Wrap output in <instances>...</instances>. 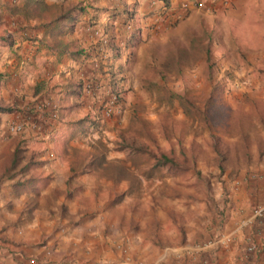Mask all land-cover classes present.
Returning <instances> with one entry per match:
<instances>
[{
    "label": "crops",
    "instance_id": "1",
    "mask_svg": "<svg viewBox=\"0 0 264 264\" xmlns=\"http://www.w3.org/2000/svg\"><path fill=\"white\" fill-rule=\"evenodd\" d=\"M68 1H78L85 9L69 18L51 21L45 18L41 9L43 2L55 5ZM194 1L0 0V35L10 38L0 37V94L4 101L12 100L19 107L50 101L57 116L69 113L73 120L81 118L83 113L95 115L101 109L98 99L84 89L78 100L71 91L72 84L76 80L86 83L97 79L102 85L96 92L98 98H103L107 84L119 91L122 98L126 89L123 81L140 55L143 43L154 45L157 42L156 31H153L154 40L147 38L152 30H157L163 22L173 24L190 11L209 10L226 3L224 0H202L203 7L198 8ZM27 2L36 5L33 14L21 16L11 12L13 5L24 7ZM128 23L132 25L129 29ZM130 59L133 60L131 66ZM35 86L37 94L27 93ZM23 114L22 110L1 114L0 149L21 141L27 148L34 139H41L28 127L23 134L9 133L13 122L25 121ZM97 123L103 126L106 120H90L87 129ZM84 126L74 124L76 140L74 142L73 137L66 140L63 152L55 151V143L47 144L41 139L44 152L33 157L26 170L0 177V235L4 237V240L0 238V243L7 246L1 248L3 245H0V264H115L119 260L109 262L107 259L123 255L122 247L127 248L133 262L140 264H144L145 259L157 264L160 258H163L160 264H169L173 258L178 260H175L177 264H184L183 258L191 257L190 252H196L194 260L202 264L203 251H197L202 248L199 241L219 231L232 233L224 245L225 250L215 252L219 264H223V259L224 264H242L241 252L248 237L257 245L253 264H264V224L255 221L239 229L236 223L250 215L255 205L264 202V155L235 172L233 179H239L238 184L226 178L230 169L224 170L220 176L224 178L223 185L218 181V190L215 188L213 192L216 195L210 197L205 191L203 195L205 192L209 198L195 195L191 201L206 199L208 203L205 206L195 202L194 219L183 216L190 208L172 207L169 203L167 208L180 210L183 225L173 223L166 215L161 216V211L143 220L138 213L122 208L125 195L109 201H100L97 195L100 191L122 192L128 186L124 179L129 176L131 190L133 184L140 186V181L131 179L133 173L119 176L116 172L104 171L101 154L98 156L100 168L88 167L80 172L76 167L91 159V153L83 160L70 154L71 149L81 148L76 141L84 134ZM67 127L71 129L73 125L67 123ZM116 148L122 149L119 144ZM46 151H50L49 154ZM53 152L56 153L53 155ZM112 156L106 153L105 158L112 159ZM27 161L22 159L20 163ZM111 176L116 178L115 183ZM85 198H89L90 203L83 202ZM94 199L104 205L97 206ZM191 201L185 202L192 208ZM257 230L260 234H256ZM168 241H176V244H169L168 248Z\"/></svg>",
    "mask_w": 264,
    "mask_h": 264
},
{
    "label": "rangeland",
    "instance_id": "2",
    "mask_svg": "<svg viewBox=\"0 0 264 264\" xmlns=\"http://www.w3.org/2000/svg\"><path fill=\"white\" fill-rule=\"evenodd\" d=\"M165 23L163 22L157 30H152V33L149 31L152 34L147 36L151 38L149 41L155 39L153 31H156L157 42L154 45L143 43L140 55L135 58L133 68H130V73L126 77L127 81L126 79L123 81L125 93L123 92L120 103L113 111L107 113L98 104L101 109L95 115L83 113L82 117L79 116L81 118L73 120L69 113L54 116L39 107V103L34 102L27 106L32 105L50 116L43 122L41 114L39 118L30 115L25 118V127L33 129V132L37 133L36 136L39 135L47 144L55 143L56 152L60 150L63 152L70 138L73 137L74 142L76 140L74 124H81L82 127L85 125L84 134L78 136L76 141L81 148L73 146L76 150L71 149L70 154L77 160L80 158L83 160L85 155L91 153V159L86 162L84 160L82 165L76 167L79 170L81 167H84L83 170L88 167L100 168L101 161L99 162L98 156L101 154L104 158L101 164L104 171L112 174L116 172L120 174L119 176L122 173H133L134 177L131 179L135 182L140 181V186L133 184L131 190L129 176L124 179L125 185L128 186L122 192L120 190L113 193L97 192L100 201L114 197L117 199L119 195L120 197L125 195L122 208L128 212L138 213L141 219L146 220L149 218L148 215H157V212L161 211V216L166 215L173 223L183 225L180 210L167 208L169 203L172 207L190 208L183 216L187 215L188 218L194 219L197 209L195 202L198 201L205 206L208 203L206 199L191 201L195 195L202 194L206 198L216 195L213 192L217 189L218 181L223 185L224 178L220 176L224 170L230 169L229 172H234V174L228 172L226 178L230 179V182L232 180L233 184H238L239 179H233L237 174L235 172L251 163L254 158L264 155V126H261L257 115H253L254 126L243 140L241 139L244 143L239 139V134L232 131L218 138L206 124L203 115L205 101L214 93L221 97L227 108L233 110L242 106L249 111L252 98L264 101V0L227 1L209 10L190 11L173 24ZM0 37L10 39L6 35ZM130 61L129 66L133 60ZM92 82L94 87L89 88L96 94L102 85L97 79H92ZM34 89L35 87H32L27 93L33 94ZM86 92L91 93L94 98L92 91ZM102 94L103 98L100 99L109 95L107 93L105 95V92ZM181 94L188 96L189 102L197 104L198 107L189 109L183 106ZM0 101L6 103L1 94ZM12 102L14 101L11 100L9 103ZM4 112H0V120ZM98 119H103V122L106 120L105 125L100 126L97 123L87 129L90 120ZM67 123H71L73 127L69 129ZM53 125H57L56 131ZM25 127L24 131L27 130ZM23 130L13 132L9 127V133L14 135L23 134ZM41 139H34L35 141H31L30 147L27 148L21 141L22 153L25 155L33 153L35 158L44 152ZM118 144L122 149L116 148ZM139 146L146 148L147 151H153L156 156L168 154L174 160H180L181 166L171 168L168 163L152 169L150 163L155 159V155L139 151ZM32 147L34 150L30 149ZM7 149L6 146L0 149V162L2 160L5 162ZM46 149L49 150L48 147ZM56 152H53V155ZM93 152L97 154L94 155ZM106 153L113 155L112 159H106ZM93 158H97L96 161H93ZM25 159L27 160V156H24L23 160ZM1 172L0 167V175ZM111 178L115 183L116 178L114 176ZM203 191L210 195L206 196L205 192L203 195ZM94 198H97L96 195ZM188 199L194 204L192 208L189 207L190 203L185 202ZM89 200L85 198L83 202L88 204ZM96 203L97 206L104 205L97 200ZM160 231H163V228ZM228 233L221 231L211 233L199 241L198 244L202 248L197 251H203L202 264H219L215 252L219 249L224 251L226 247L213 244L212 241ZM0 236L1 240H4L3 235ZM166 244L168 247L169 244H176V241H168ZM6 247L5 244L1 248ZM164 247L165 245L162 246L163 251ZM191 249L196 251L193 247ZM194 253L196 252L189 253L192 258L190 256L183 258L184 264H198L194 260ZM122 258L123 255L107 260L115 262ZM162 260L163 258H160L157 264ZM175 260L173 258V261L168 263L177 264L178 260ZM222 262L224 264V259ZM143 263L152 264V260L145 259Z\"/></svg>",
    "mask_w": 264,
    "mask_h": 264
},
{
    "label": "trees",
    "instance_id": "3",
    "mask_svg": "<svg viewBox=\"0 0 264 264\" xmlns=\"http://www.w3.org/2000/svg\"><path fill=\"white\" fill-rule=\"evenodd\" d=\"M20 5H13L11 7V12L19 13L21 16L33 14V10L35 9V4H30V2H27L24 7H19ZM39 6V4H37ZM42 11L45 16V18L48 21L51 20H58L59 18L63 17H70L74 14H77L85 9L83 5H81L78 1H68V2H61L56 3L55 5H50L46 2H43L42 4ZM72 93L73 95L78 98L80 95L84 92V89L86 90L87 83H83V81L76 80L72 84ZM91 86L93 87V82L91 83ZM38 93V88H36L33 91V94ZM183 106L186 108H196L198 107L197 104L190 103V98L188 96H184V94H181ZM219 96V95H218ZM217 94L214 93L210 97L207 98L205 101V107L203 111L204 119L206 120V124L209 125L211 128L213 134H217L218 138H221L223 134L226 132L230 133L231 131L234 134H239V139L243 140V138L248 134L249 130L252 129L254 126L253 121V115H257L259 122L261 126H264V101L252 98L251 99V108L249 111L245 110L242 106H239L236 110H233L231 108H227V106L224 105L223 100L219 96L218 98ZM189 102V103H187ZM43 103V102H42ZM13 110H22L24 113V119L27 118L30 115H33L34 117H40V114L43 116V122L47 121L49 118V114L46 112H41L37 110V108H34L32 105H28L27 107H19L16 103L12 102H1L0 101V112L1 111H13ZM256 127V126H255ZM241 140V141H242ZM243 142V141H242ZM244 143V142H243ZM8 150V152H7ZM6 152V159L5 162L2 160L1 163V175L0 177L4 176H13L17 171H24L26 168H28V165L30 164L33 153H29V155H25L22 153V148L20 145V142L15 144V146L9 147ZM138 150L141 152H147L149 154L155 155V159L150 163L151 168H159L161 166H164L168 164L171 168H179L181 166L180 160H177L173 157H169L168 154H163L156 156V153L149 150L147 151L146 148L139 146ZM94 155H96V152H93ZM24 156H27L28 161L26 163L21 164L20 161L24 158ZM94 159V158H93ZM97 158H95L93 161H96ZM98 162V161H97ZM98 164V163H97ZM84 167H81V171ZM1 180V178H0ZM19 181L17 180V183ZM20 184V183H18ZM2 230V229H0Z\"/></svg>",
    "mask_w": 264,
    "mask_h": 264
},
{
    "label": "built area",
    "instance_id": "4",
    "mask_svg": "<svg viewBox=\"0 0 264 264\" xmlns=\"http://www.w3.org/2000/svg\"><path fill=\"white\" fill-rule=\"evenodd\" d=\"M89 86H91V80L89 81V83H87V87H88L87 90L92 91L94 94V98L97 99V96L94 93L93 89L92 88L90 89ZM106 93L109 94L108 97L104 98V99L98 98V103L102 106V108L107 113H110L111 111H113L114 107L118 106V104L120 103L121 95H120V92L117 91L115 88H113L110 84H107V86H106L105 95H106ZM38 106L42 107L43 109H45L49 112H51L52 115L55 116L54 111H52L54 109V105L51 104L50 101L39 103ZM25 126H26V121L18 120V121L13 122L10 125V129L13 132H19V131L23 130ZM255 221L258 224H261V225L264 224V222H263L264 221V202H261V203L255 205L253 207L250 215H248L247 217L240 220L237 228L243 229L246 226H250ZM231 234L232 233L220 235L219 237L214 238L212 242H213V244H216V245H219V244L227 245L228 241L231 239V236H232ZM256 234H260V232L258 231V232H256ZM256 249H257L256 243L254 242L252 237H248V240L246 241V243L242 249V252H241L242 264H253L252 259L256 253ZM122 251H123L122 260H119L115 264H140V263L133 262V260L131 259V256L128 253L126 247H122Z\"/></svg>",
    "mask_w": 264,
    "mask_h": 264
},
{
    "label": "clouds",
    "instance_id": "5",
    "mask_svg": "<svg viewBox=\"0 0 264 264\" xmlns=\"http://www.w3.org/2000/svg\"><path fill=\"white\" fill-rule=\"evenodd\" d=\"M224 1H229V0H224ZM194 3L196 4L195 6L196 7H198V8H200V7H203L202 5H203V1L202 0H196V1H194ZM131 23H128L127 25H126V27H127V29H129V28H131ZM111 85V84H110ZM86 90H87V88H86Z\"/></svg>",
    "mask_w": 264,
    "mask_h": 264
}]
</instances>
